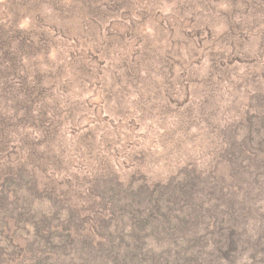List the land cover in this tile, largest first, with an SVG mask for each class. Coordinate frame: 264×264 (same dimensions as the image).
Instances as JSON below:
<instances>
[{"label":"rangeland","instance_id":"374dc122","mask_svg":"<svg viewBox=\"0 0 264 264\" xmlns=\"http://www.w3.org/2000/svg\"><path fill=\"white\" fill-rule=\"evenodd\" d=\"M1 24L12 49L0 41V190L29 150L54 156L37 185L93 184L105 171L98 157L123 180L194 171L196 202L224 215L234 199L238 213L224 215L222 237L210 210L196 225L149 233L144 251L169 264H264V0H0ZM17 40L33 45L14 50ZM45 85L54 125L39 119L40 100L24 102ZM55 103L72 106L74 120Z\"/></svg>","mask_w":264,"mask_h":264},{"label":"trees","instance_id":"16d2710c","mask_svg":"<svg viewBox=\"0 0 264 264\" xmlns=\"http://www.w3.org/2000/svg\"><path fill=\"white\" fill-rule=\"evenodd\" d=\"M106 17L95 20L102 24ZM3 25H0V41L7 44L10 51L12 40L4 36L5 30H8ZM17 41L14 50H23L27 44L33 45L31 41ZM51 86L26 90L25 104L34 106L35 101L40 100L43 105L42 108L35 107L43 125H54L52 121L46 123L49 120L48 106L52 102ZM55 107L59 114H65L66 123L67 120H74L76 111L72 106L66 103L57 106L55 103ZM31 117L32 107L26 111L24 119ZM93 133V130H88L86 136ZM60 149V146L56 148ZM85 153L89 157L91 147ZM28 156L29 161L16 160L17 166L8 168L1 185L0 264H19L18 257L23 260L21 264H148L147 258H150V264H169L163 252L144 251L146 235L160 232L169 235L196 225L211 210L209 221L216 223L217 232H221L222 237L224 215L238 213L234 199L226 202L224 215L217 212V206L207 207L204 200L196 202L195 197L200 195L201 190L194 171L177 179L169 178L167 182L151 183L147 175H141L140 171L123 180L115 169L107 167L110 160L98 157L96 164L105 165V171H101L100 175L96 173L98 176L93 184L37 185L36 170H48L54 156L47 153L43 157L35 150H29ZM61 158L58 162H70L72 159L63 155ZM139 175L141 180L136 184ZM23 186L27 188L26 193L22 191ZM203 194L207 196L206 192ZM127 228L130 230L126 231ZM229 234V243L237 240L234 233L233 237L231 232ZM194 240L197 242L200 238ZM260 242L256 244L255 241V247L261 246H257ZM9 247L12 249L9 250ZM72 251L77 257L71 254Z\"/></svg>","mask_w":264,"mask_h":264}]
</instances>
